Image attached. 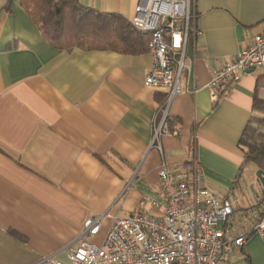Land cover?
<instances>
[{
  "label": "crops",
  "instance_id": "crops-1",
  "mask_svg": "<svg viewBox=\"0 0 264 264\" xmlns=\"http://www.w3.org/2000/svg\"><path fill=\"white\" fill-rule=\"evenodd\" d=\"M129 21L140 0H77ZM199 38H192L185 92L173 98L168 122L178 133L152 146L168 92L145 86L149 53L61 50L45 40L18 0H0V264H68L71 244L90 217L136 212L160 216L159 170L196 160L205 185L233 203L217 226L229 237L259 219L264 188L258 168L242 172L240 138L256 115L262 72L243 75L219 101L207 85L222 62L264 34V0H195ZM196 90V91H195ZM261 97L264 99V90ZM256 213V214H253ZM111 219L92 242L100 244ZM220 264H264V240L252 235Z\"/></svg>",
  "mask_w": 264,
  "mask_h": 264
},
{
  "label": "built area",
  "instance_id": "built-area-1",
  "mask_svg": "<svg viewBox=\"0 0 264 264\" xmlns=\"http://www.w3.org/2000/svg\"><path fill=\"white\" fill-rule=\"evenodd\" d=\"M194 6L195 0H140L132 19L137 29L149 34L152 66L145 86L168 92L152 137V146L159 151L164 137L178 135L168 118L173 98L185 92L184 73L192 71L188 45L201 36ZM259 71L264 73V34L254 36L237 56L213 71L207 85L212 101L226 96L243 75ZM159 177L161 200L147 196L145 201L160 210V216L136 212L88 218L71 244L68 264H220L224 255L241 252L252 235L264 240L263 195L257 197L260 218L232 238L217 226L233 215V203L205 185V174L196 160L176 172L163 163ZM106 218L111 219L106 235L100 244L92 242ZM38 264L65 263L52 256Z\"/></svg>",
  "mask_w": 264,
  "mask_h": 264
},
{
  "label": "trees",
  "instance_id": "trees-1",
  "mask_svg": "<svg viewBox=\"0 0 264 264\" xmlns=\"http://www.w3.org/2000/svg\"><path fill=\"white\" fill-rule=\"evenodd\" d=\"M43 37L54 47L71 51H113L124 55L149 52V34L116 13L84 7L77 0H18ZM264 74L257 79L253 109L264 114ZM255 123V124H254ZM244 153L241 172L249 165L264 171V117H253L239 141Z\"/></svg>",
  "mask_w": 264,
  "mask_h": 264
},
{
  "label": "water",
  "instance_id": "water-1",
  "mask_svg": "<svg viewBox=\"0 0 264 264\" xmlns=\"http://www.w3.org/2000/svg\"><path fill=\"white\" fill-rule=\"evenodd\" d=\"M257 178L261 182L263 188H264V171L263 170H258L257 172Z\"/></svg>",
  "mask_w": 264,
  "mask_h": 264
},
{
  "label": "rangeland",
  "instance_id": "rangeland-1",
  "mask_svg": "<svg viewBox=\"0 0 264 264\" xmlns=\"http://www.w3.org/2000/svg\"><path fill=\"white\" fill-rule=\"evenodd\" d=\"M255 117H257V118H261V117H264V114H262V113H256ZM254 124H255V123H254Z\"/></svg>",
  "mask_w": 264,
  "mask_h": 264
}]
</instances>
